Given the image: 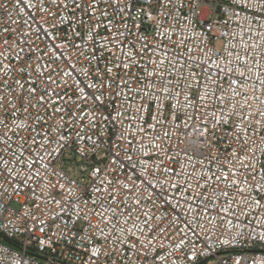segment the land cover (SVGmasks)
<instances>
[{
    "label": "built area",
    "instance_id": "1",
    "mask_svg": "<svg viewBox=\"0 0 264 264\" xmlns=\"http://www.w3.org/2000/svg\"><path fill=\"white\" fill-rule=\"evenodd\" d=\"M262 3L0 0V264H264Z\"/></svg>",
    "mask_w": 264,
    "mask_h": 264
},
{
    "label": "snow or ice",
    "instance_id": "2",
    "mask_svg": "<svg viewBox=\"0 0 264 264\" xmlns=\"http://www.w3.org/2000/svg\"><path fill=\"white\" fill-rule=\"evenodd\" d=\"M168 2L170 3L171 0H168ZM198 6H199V8L202 9V11L200 12V18H201V19H206V20H208V22H211V17L215 14V11L217 10V9H216V0H199V4H198ZM196 7H197V5L194 4L192 10L195 11V10H196ZM261 7H262V9H264V3L261 4ZM232 14L235 15L234 12H233ZM212 31H213V32H216L217 35H219V33H218V29H217V26H216L215 24L212 25ZM235 59H236L237 61H239V60L241 59L240 55L237 54V55L235 56ZM244 64H245L246 67L248 66L247 57H245V59H244ZM125 67H126V66H125ZM217 68H218V70H219L221 73H223L225 76H228V72H226L223 68H219V66H217ZM251 70H252L251 68H248V71H251ZM109 71H110V69H109ZM233 74H235V73H233ZM240 76H241V77L244 76V73L241 72V73H240ZM49 79H50V78H49ZM209 79H211V75H209ZM238 79H239V77L237 78V80H232V81L230 82L229 87H231L233 84H237V83H238ZM247 79L250 81V80L252 79V77H248ZM256 79L259 80V87H260L262 90H264V79H260L259 75H257ZM16 83H17L21 88H23V84H21L19 80L16 81ZM34 83H36V82H34ZM254 87H255V85H254ZM27 91H28V94H29L30 96H34V95L39 91V89H38L37 87L34 86V87L29 88ZM163 91L166 92L167 89L165 88V89H163ZM239 94H240V93L237 91V92H236V95L238 96ZM45 95H46L45 92H41L40 95H39V100H38L37 102H38V103H41V104L43 105V103L45 102ZM47 95H48V97H49V99H48V103H51V94L48 93ZM17 99L22 101V100H23V97H17ZM199 99H200L201 101H203V100L205 99V97H204V96H201V97H199ZM218 99H220V101L223 103L224 100H225V97H224V96H221V97H218ZM189 103H191V101H189ZM0 106L7 107V105L4 104V102H3L2 100H0ZM13 107H15V106L13 105ZM25 111H27V109H25ZM55 111L58 112L59 109H56ZM213 115H215V113H213ZM260 115H261L262 117H264V111H262V112L260 113ZM228 118H230V117H223V116H222V117H221V120L228 119ZM40 120H41V117L39 116V114H37V116H36V122L39 123ZM32 131H33V134L35 135V134H36V129L34 128ZM165 135H167V133H165ZM200 135H203V132H201ZM239 138H240V137H239V135H238V136H237V139H239ZM53 141L56 143V145H57V149H58V148H61V147H63V146L65 145V143H66V138L63 137V136H60L59 138H57V137H53V138H52V141H49V140L47 139V136L45 137V144H51ZM33 142L35 143L36 141L33 140ZM262 142H264V140H262ZM41 146L43 147L44 145H41ZM205 146H207V142H205ZM201 147H202V146H201V144H200L199 142H195L193 145H191V147H190L189 150H190V151H199V150L201 149ZM57 149H52V152H47V148H46L45 151L47 152V154H48L49 156H51L52 153H54V152L57 151ZM189 159H191V157H189ZM232 159H233V160H236L237 162H239V164H240L241 167H251V168H253V169L255 168L254 165H246V164L244 163V161H246V160L249 159L247 155L244 157L243 160H241V158L239 157V155H238L236 152H233V153H232ZM201 163H203L202 160H201ZM5 164H7V161H5ZM31 167H32V165L29 164V168H31ZM262 167H264V166H262ZM97 171H99V170L97 169ZM223 175H224V179L227 180V179H228L227 175H226V174H223ZM232 175L235 176V175H236V172H235V171H232ZM217 179H220V177L218 176ZM258 184H259L260 191H264V175H261V176H260V179H259V181H258ZM18 187H19V185H18ZM61 187H63V186L61 185ZM189 187H191V185H189ZM238 190L241 191V192L244 191V189H238ZM97 191H99V189H97ZM222 194L225 195V196H227V192H226V191L223 192ZM57 203H59V201H57ZM260 239L264 240V237H260ZM133 247H135V246L133 245ZM93 255H98V252H94Z\"/></svg>",
    "mask_w": 264,
    "mask_h": 264
}]
</instances>
